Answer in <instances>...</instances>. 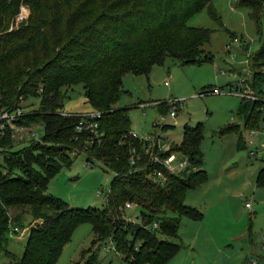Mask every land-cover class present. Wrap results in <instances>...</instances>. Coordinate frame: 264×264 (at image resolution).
Instances as JSON below:
<instances>
[{"label":"trees","instance_id":"1","mask_svg":"<svg viewBox=\"0 0 264 264\" xmlns=\"http://www.w3.org/2000/svg\"><path fill=\"white\" fill-rule=\"evenodd\" d=\"M29 5L27 20L0 34V106L16 107L19 97L40 89L39 108L25 113L19 122H39L40 139L14 145L7 136L0 143L4 169L0 168V253L10 264H55L75 227L91 226L90 247L83 251L84 264H96L97 244L112 241L125 264H167L180 249L178 229L181 216L202 218V212L184 202L187 190L207 179L200 150L202 126L184 124L181 139L161 152L177 150L189 164L169 172L151 162L142 141L130 133V119L124 107L113 105L122 92L126 72L147 75L165 55L181 63L211 60L203 45L211 31L187 23L190 16L206 7L219 20L212 0H24ZM20 0H0V27L9 22ZM73 5L71 8L70 6ZM251 9L257 24L264 22V0H239ZM264 60V41L251 56L252 68ZM24 66L29 71H24ZM264 72L252 70L247 82L264 99ZM80 82L95 117L99 139L87 143L89 132L77 131V113H61L65 95L60 87ZM212 90H202L207 92ZM166 102L156 103L166 113ZM264 101L240 97L239 112L244 128L255 127ZM166 130L171 125L154 123ZM239 130L231 124L219 130ZM238 147L244 139L238 133ZM241 142V143H240ZM85 147L86 161H99L113 172L102 207H73L47 192L49 178L72 161L70 150ZM140 155L130 163L131 149ZM81 152V151H80ZM136 167H142L140 170ZM154 168L163 171L162 180L147 177ZM264 179V168L258 171ZM125 201L141 206L139 221L123 215ZM14 209V212H11ZM172 212L173 214H170ZM22 213L30 216L23 251L18 259L6 249L9 233L21 227ZM155 228H151L152 224ZM15 232V231H13ZM138 240L139 244H135Z\"/></svg>","mask_w":264,"mask_h":264},{"label":"rangeland","instance_id":"2","mask_svg":"<svg viewBox=\"0 0 264 264\" xmlns=\"http://www.w3.org/2000/svg\"><path fill=\"white\" fill-rule=\"evenodd\" d=\"M239 0H212L219 20L209 16L206 7L190 16L187 23L211 31L203 45L211 54V60L200 63H181L165 55L161 63L154 64L147 75L126 72L122 76V92L114 103L124 107L130 119V131L139 138L159 134L167 144L181 139L184 124L202 126L200 150L207 179L194 189L186 191L184 202L202 212V218L191 220L181 216L178 229L180 249L167 264H247L255 252L264 257L261 236L264 233V179L258 180V171L264 168V151L250 155L249 150H261L264 137L255 127L244 128L239 112L240 96L229 91V85L237 80V72L249 77V71L264 72V60L252 68L251 56L264 41V22L259 24L251 16V9L237 5ZM73 5L70 6V8ZM30 10V9H29ZM30 13V12H29ZM10 22V20H9ZM9 22L0 27V34L8 31ZM17 28V27H16ZM15 29V28H14ZM235 36L237 41H232ZM230 42L229 47L226 46ZM247 43V48H244ZM24 71L28 66L20 64ZM264 88V81L262 82ZM215 88L221 91H215ZM212 90L201 92L202 90ZM65 95L61 113H77L90 110L82 84L67 83L60 87ZM41 90L19 97L22 111L39 108ZM178 100L175 114L160 113L156 103ZM143 104V106L141 105ZM167 107V105H166ZM169 108V107H168ZM168 110V109H167ZM165 114L164 120L161 115ZM264 117V110L259 120ZM154 123L171 125L166 130ZM231 124H239V130L220 134L219 130ZM27 131L11 138L14 145L28 139H40L43 128L39 122L28 124ZM257 128L249 134V131ZM238 133L243 136L244 148L236 145ZM241 143V142H240ZM83 149L75 145L70 150L72 161L49 178L47 192L61 198L73 207H102L109 191L113 172L97 161H86ZM81 151V152H80ZM0 168L4 169L0 154ZM245 202L250 207H245ZM141 206L134 204L122 212L126 218L138 222ZM14 212V209H11ZM170 214H173L170 212ZM22 226L9 233L6 249L18 259L23 251L30 216L22 213ZM93 235L91 226L82 222L73 230L63 246L55 264H84ZM135 244H139L136 240ZM97 244L96 264H125L110 248L109 243ZM12 258L0 253V264H10Z\"/></svg>","mask_w":264,"mask_h":264},{"label":"built area","instance_id":"3","mask_svg":"<svg viewBox=\"0 0 264 264\" xmlns=\"http://www.w3.org/2000/svg\"><path fill=\"white\" fill-rule=\"evenodd\" d=\"M29 5L24 0H20L18 4V8L16 12L12 15L10 18L8 30L14 29L18 27L20 24L24 23L28 16H29ZM232 41H237V38L235 36L232 37ZM230 42L226 44L227 47H229ZM251 71H249L250 73ZM215 91H221L215 88ZM229 91L233 93H237L240 97L247 98L250 100H262L261 97H259L255 91L251 88V86L247 82V75H242L239 73L237 75V80L234 83H231L229 85ZM178 100H172L167 103L168 105V111L165 114H169L170 116L175 114V110L177 108ZM143 106V104H141ZM264 110V106L262 107ZM27 111H22L21 107L18 105L16 107H6V106H0V141L5 138L9 137L10 139L16 135H19V139H22L23 134L26 133L29 136L35 137L33 131H27L28 124L19 122V119L25 114ZM100 112L97 110H88L86 113L80 116L75 128L77 131H87L90 134L89 139L87 140V143L92 142L95 138L99 139L102 135V131L98 129V122L95 119V117L99 116ZM165 114L161 115V119L164 120ZM258 129L253 128L249 131V134L252 132L259 130L262 132L264 137V117L262 120L258 121ZM158 124V123H157ZM162 124V123H161ZM160 125V124H159ZM132 136L137 137V135L133 132L130 133ZM139 138V137H137ZM140 141H142L144 151L148 153L149 160L151 162L157 163L161 166H163L166 170L169 172H179L186 168V166L189 164L188 157L177 151V150H171L167 154L162 155L161 152L166 151L169 148V143L165 142L163 138L157 134L155 137L150 138H139ZM7 146L2 145L0 143V151L4 150ZM264 151V145L262 146L261 150H249L250 155H255L258 153H263ZM140 155L135 153V149H131V155H130V163H134L135 159H140ZM142 167H136V169H141ZM147 177L152 178L153 180H162L164 177V173L159 168H154L151 171L147 172ZM134 202L132 201H125L123 204L124 208H129L133 206ZM245 207H250L249 202H245ZM156 224H152L151 228H155ZM13 231L17 232L18 229L14 228ZM110 248H107L108 250H112L115 252V254L118 255V252L115 250L114 245L112 241H108ZM261 249L264 251V233L261 236ZM247 264H264V257L257 256L255 252L252 253V255L247 259Z\"/></svg>","mask_w":264,"mask_h":264},{"label":"crops","instance_id":"4","mask_svg":"<svg viewBox=\"0 0 264 264\" xmlns=\"http://www.w3.org/2000/svg\"><path fill=\"white\" fill-rule=\"evenodd\" d=\"M243 46H244V48H247L248 44H247V43H244V45H243ZM238 72H239V71H238ZM238 72H237V75H238L239 73H241V72H239V73H238ZM236 145L238 146V144H237V143H236ZM252 253H253V252H252Z\"/></svg>","mask_w":264,"mask_h":264},{"label":"water","instance_id":"5","mask_svg":"<svg viewBox=\"0 0 264 264\" xmlns=\"http://www.w3.org/2000/svg\"><path fill=\"white\" fill-rule=\"evenodd\" d=\"M239 73V72H238Z\"/></svg>","mask_w":264,"mask_h":264}]
</instances>
